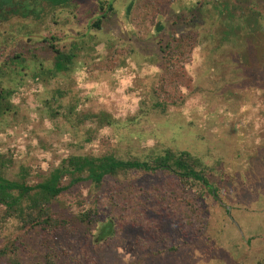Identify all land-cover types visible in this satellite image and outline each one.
Listing matches in <instances>:
<instances>
[{"label":"rangeland","instance_id":"obj_1","mask_svg":"<svg viewBox=\"0 0 264 264\" xmlns=\"http://www.w3.org/2000/svg\"><path fill=\"white\" fill-rule=\"evenodd\" d=\"M108 1L114 4L115 13L101 29L87 28L102 13L96 10L98 0L77 3L44 18L40 25L31 24L34 31L29 35H17L13 20L9 26L4 24L8 49L3 57L16 45L36 47L37 39L49 32L63 35L60 45L83 41L68 74L36 81L31 69L37 62L29 59L23 78L16 77V92L10 98L14 112L0 120V152H11L14 159L4 174L17 178L20 167L25 166L35 177L70 154L128 157L167 147L188 150L210 167L211 181L219 182L223 206L211 201L209 195L205 197L207 231L194 234V240L179 239L178 250L172 252L162 242L161 252L155 254L151 251L154 243L139 247L134 234L120 229L98 245L103 262L92 263L264 264V49L253 42L256 30L242 25L249 24L240 20V10L232 8L231 0H207L203 22L190 17L193 10L202 8L204 0H156L152 6L156 15L152 16L151 10L142 25L132 20L137 0ZM229 12L235 16L227 24ZM176 15L183 18L176 19ZM240 24L254 34L239 33L244 31ZM172 34L197 39L192 61L186 66L182 101L168 105L165 113L138 114L153 98L161 47ZM5 41L0 40V45ZM37 55L44 67L52 65L49 50L38 48ZM53 89L64 92L53 104L60 113L73 107L71 120L61 114L49 117L45 102ZM93 111H106L115 122L101 127L91 120L77 122ZM106 180L100 189L89 181L76 184L54 204L55 209L74 218L95 205L103 206L113 183ZM14 225V221L0 222V237H14ZM164 226L165 220L161 221L162 232ZM79 228L80 236L89 229L87 223H80ZM38 243L33 246L38 248ZM30 260H35L34 255L26 257L23 264ZM56 264L72 263L63 257Z\"/></svg>","mask_w":264,"mask_h":264},{"label":"trees","instance_id":"obj_2","mask_svg":"<svg viewBox=\"0 0 264 264\" xmlns=\"http://www.w3.org/2000/svg\"><path fill=\"white\" fill-rule=\"evenodd\" d=\"M85 1L0 0V26L6 23L9 26L13 20L17 23L14 28L17 35H29L34 31L30 28L31 24H41L44 18ZM136 2L132 20H136L139 25L150 18L151 10L152 16L156 15L152 9L156 0ZM206 2L203 1L201 9L192 11L190 20L200 18L203 22ZM230 4L233 9L240 10V20L249 24L242 25L252 26L256 30L255 34L251 33L240 24L239 29L245 32L239 33L250 37L254 34L256 39L253 42L264 49V4L261 0H231ZM96 10L102 13L88 24L89 29H101L115 13L114 4L108 0H98ZM234 16L229 12L227 24L231 23ZM175 17L183 18L182 15ZM5 26L0 32L1 41L7 39ZM62 36L49 32L37 39L36 47L21 48L16 45L4 57L8 42L0 45V59L3 57L0 61V120L5 114L14 112L15 107L10 98L16 92V77L23 78V72H27L26 62L29 59L37 62L31 74L39 82L73 70L83 41L75 39L68 45H60ZM27 39L32 40L30 37ZM196 42L197 39L189 34H172L161 47V68L152 90L153 98L145 110L140 107L138 114L149 111L165 113L168 105H177L182 101V88L188 77L186 66L192 61ZM38 48L50 51L51 66H43V62L38 59ZM189 80H192L191 77ZM52 91L50 100L45 102L49 117L61 114L66 120H71L73 107L68 112L60 113L53 105L64 96V92L61 89ZM141 102L147 105L145 100ZM77 119L78 123L94 121L99 127L115 122L106 111L88 112ZM13 163L11 152H0V222L14 221V230L17 231L14 237H0V264H23L24 259L32 255L35 260H30L29 264H56L63 257L72 264H93L96 260L103 262L98 245L112 238L120 229L134 234V243L139 247L154 243L152 253L161 252L162 242L167 243L164 247L167 251H176L179 239L192 240L207 231L206 195L211 201H218L223 206L219 182L211 181L210 167L185 149L167 147L144 156L128 157L113 153L70 154L62 157L59 165L53 169L45 173L37 172L35 177L31 176L29 168L21 166L17 178L11 179L6 177L4 171ZM147 178L149 180H145ZM106 179L113 183L112 190L103 200V206L95 205L88 208L83 216L74 218L65 217L55 209L54 204L76 184L89 181L95 189H100ZM163 220L166 226L162 232L160 226ZM80 223H87L89 228L82 236ZM168 239L171 243H168ZM37 242L38 248L33 246ZM87 246L88 249H85Z\"/></svg>","mask_w":264,"mask_h":264}]
</instances>
